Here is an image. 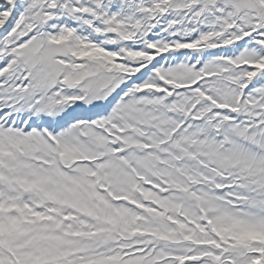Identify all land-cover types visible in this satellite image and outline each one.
<instances>
[{"label":"snow or ice","instance_id":"obj_1","mask_svg":"<svg viewBox=\"0 0 264 264\" xmlns=\"http://www.w3.org/2000/svg\"><path fill=\"white\" fill-rule=\"evenodd\" d=\"M0 264H264V0H0Z\"/></svg>","mask_w":264,"mask_h":264}]
</instances>
